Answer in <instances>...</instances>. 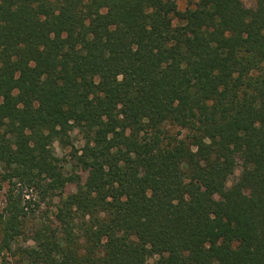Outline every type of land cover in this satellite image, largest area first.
Returning <instances> with one entry per match:
<instances>
[{
  "label": "trees",
  "instance_id": "16d2710c",
  "mask_svg": "<svg viewBox=\"0 0 264 264\" xmlns=\"http://www.w3.org/2000/svg\"><path fill=\"white\" fill-rule=\"evenodd\" d=\"M253 1L0 0V264H264Z\"/></svg>",
  "mask_w": 264,
  "mask_h": 264
},
{
  "label": "rangeland",
  "instance_id": "374dc122",
  "mask_svg": "<svg viewBox=\"0 0 264 264\" xmlns=\"http://www.w3.org/2000/svg\"><path fill=\"white\" fill-rule=\"evenodd\" d=\"M178 9L180 10H184L187 7H191L194 6V4L196 3L197 0H175ZM246 6H253L254 5V1L253 0H243ZM175 22V21H174ZM74 144L75 147H78L80 144V141L78 140V137H76V139L74 140ZM56 151L58 152L59 155L61 156H67V154L71 151L70 147H65V148H60L58 147V145L56 144ZM68 157V156H67ZM69 171L71 172V170L69 169ZM79 176L80 179L72 181L71 183H69L67 185V191L68 192H74L75 190H77L79 187H83L84 186V181L86 180V170L82 169L81 167H77L76 172ZM238 174V170L235 171V175ZM234 176H232L230 178V182L232 180H234ZM6 189H7V185L4 184L3 187L0 189V211H2L3 206L5 204V193H6ZM28 196H30L29 194L25 196V198H28ZM36 208L39 210H42L45 208L44 202L41 201L40 198H37V202H36ZM0 236H1V230H0Z\"/></svg>",
  "mask_w": 264,
  "mask_h": 264
}]
</instances>
